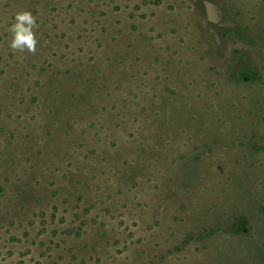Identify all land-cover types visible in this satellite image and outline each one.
Instances as JSON below:
<instances>
[{"label": "rangeland", "instance_id": "obj_1", "mask_svg": "<svg viewBox=\"0 0 264 264\" xmlns=\"http://www.w3.org/2000/svg\"><path fill=\"white\" fill-rule=\"evenodd\" d=\"M0 264H264V0H0Z\"/></svg>", "mask_w": 264, "mask_h": 264}, {"label": "clouds", "instance_id": "obj_2", "mask_svg": "<svg viewBox=\"0 0 264 264\" xmlns=\"http://www.w3.org/2000/svg\"><path fill=\"white\" fill-rule=\"evenodd\" d=\"M38 27L37 18L30 11L16 12L14 21L8 27L11 34L10 49L20 54L27 52L35 55L38 44L36 35Z\"/></svg>", "mask_w": 264, "mask_h": 264}, {"label": "trees", "instance_id": "obj_3", "mask_svg": "<svg viewBox=\"0 0 264 264\" xmlns=\"http://www.w3.org/2000/svg\"><path fill=\"white\" fill-rule=\"evenodd\" d=\"M241 77H242V79H243V78L245 79V78H248V75L245 74V73H242V74H241ZM244 229H245V228H244L243 226H240V227H239V231H240V230H244Z\"/></svg>", "mask_w": 264, "mask_h": 264}]
</instances>
